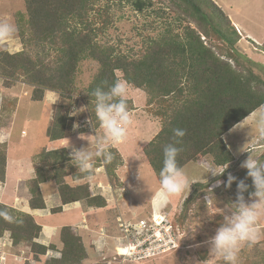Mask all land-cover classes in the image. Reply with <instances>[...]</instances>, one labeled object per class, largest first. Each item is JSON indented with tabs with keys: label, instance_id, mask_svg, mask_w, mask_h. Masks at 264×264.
<instances>
[{
	"label": "trees",
	"instance_id": "obj_1",
	"mask_svg": "<svg viewBox=\"0 0 264 264\" xmlns=\"http://www.w3.org/2000/svg\"><path fill=\"white\" fill-rule=\"evenodd\" d=\"M122 1L138 14L154 5L153 0H120L112 4L121 5ZM158 1L177 12L180 22H184L179 24L181 32L176 33L168 24L157 39L144 43L138 55H124L113 45L100 42L98 37L110 21V0H23L25 14L18 31L22 49L12 54L0 51V85L9 89L16 83L25 84L31 87L34 102L43 100L45 92L57 94L61 100L69 99L80 64L90 60L96 63L97 71L86 89V113L95 128L100 124L91 95L94 89L107 90L115 81L122 80L135 90H143L148 96L147 104L159 108L156 113L160 129L142 148L158 184L163 150L174 143L176 128L186 131L178 145L183 149L178 156L182 168L208 158L213 167L222 169L221 173L226 170L217 177L221 184L212 191H208L209 183L192 184L181 211L185 217L188 208L208 193L219 191V194L223 190L236 196L240 180L249 186V192L254 191L246 169H229L234 157L223 136L264 105V81L243 59L239 46L242 36L212 0ZM244 41L254 53L264 56V42L258 45L249 39ZM1 104L2 111L6 105L3 101ZM127 104L131 111L132 101L127 99ZM62 108V105L54 108L45 130L49 142L60 141L66 135L67 116L61 113ZM111 151L114 159L110 164L97 160L96 165L104 168L109 181L116 177L123 162L118 150ZM6 158V150L0 147V185L5 179ZM30 158L34 174L26 182L30 210L45 209L40 185L47 180H52L57 190L58 206L50 209L51 214L60 213L63 206L75 202H84L88 208L106 206L103 197L90 196L87 185L72 188L64 182L68 176L75 181L83 177L77 173L71 153L65 148H42ZM258 159L264 162V153ZM229 174L237 178L230 188ZM245 198L248 199V193ZM0 210H6L11 217L0 216V238L7 236L16 254L28 248L36 263H41L39 257L47 252L59 254L43 264H83L87 259L80 236L69 226L59 230L60 249L54 244L45 246L37 242L42 227L31 215L2 203Z\"/></svg>",
	"mask_w": 264,
	"mask_h": 264
},
{
	"label": "rangeland",
	"instance_id": "obj_2",
	"mask_svg": "<svg viewBox=\"0 0 264 264\" xmlns=\"http://www.w3.org/2000/svg\"><path fill=\"white\" fill-rule=\"evenodd\" d=\"M212 1L229 17L236 30L243 34V40L239 44L243 59L264 81V56L254 53L249 43L244 41L249 39L258 45L264 42V0ZM118 2L120 0H110L109 4ZM153 3L151 9L141 14L134 12L123 1L121 5H110V21L103 29V34L98 36L100 42L113 45L121 54L138 55L144 43L157 39L168 24L176 33L181 32L179 24L184 22H180L177 12L165 8L161 1L153 0ZM24 14L23 0H0V25L7 24L12 28L10 35L0 36V51L6 50L12 54L22 49L18 31L23 26ZM96 71V63L84 60L75 75L73 94L71 98L64 100L57 94L45 92L43 100L34 102L31 100V87L16 83L6 89L0 85V147L6 150L9 178L12 179L19 173V179L22 180L17 186L10 185L7 181L12 190L16 189V195L13 196L17 198V203L21 204L28 193L23 180L28 182L30 178V157L48 146L45 130L51 123L57 105H62L61 113L67 116L68 127L63 147H67L70 153L73 147L87 146L86 140L79 139L81 134L103 136L104 130L100 125L93 127L86 113V89ZM116 75L120 77L121 74L117 72ZM147 98L143 90L128 86L127 99L132 101L133 108L130 112L133 122L128 128L126 141L112 147L118 150L125 161L117 168L116 177L112 181H109L104 168L100 171L97 166L91 181L83 177L75 181L70 176L64 179L72 188L87 185L90 196L103 197L106 206L99 209L88 208L84 202H77L62 214L50 215L47 211L44 214L42 211H33L44 220L37 242L45 246L54 244L60 249L56 227L71 224L73 226L69 227L80 236L87 252V259L83 264H223V261L209 256L208 241L222 222L226 205L234 202L236 196L223 190L219 194V191L216 194L208 193L188 208L185 217L181 216L183 202L192 189L180 196L171 197L164 207H154L152 196L161 185L157 183L152 169L144 159L142 148L155 136L161 125L156 113L158 106H149ZM2 101L6 107L1 111ZM15 105L16 110L13 109ZM262 115L264 105L223 136L225 144L231 148L229 150L235 157L231 166H228L229 169L233 167L236 171L241 170L243 168L240 165L249 154L258 158L264 153V138L257 131V121ZM76 125L79 127H74ZM127 145L129 147L126 148ZM210 170L217 173L222 171L213 167L208 158L199 163H189L184 169L191 186L201 181L209 183L208 189L212 190L216 189L213 185L218 176H213ZM10 187L6 190L10 191ZM3 191L4 186L0 185L1 202L9 198ZM42 193L46 196L49 208L58 206V203L51 200V196L56 200L53 181L49 180L43 185ZM155 214L160 217L159 224L155 222ZM163 229L169 230L172 243L168 246L160 247L152 243L153 250L129 258L126 254H119V248H136L137 245H143L144 241L151 240L154 231H159L163 236ZM258 232L256 243L241 249L238 264H264V217L258 223ZM7 243L6 240L0 242V264H43L45 260L58 256L57 253L47 252L46 256L39 257L41 263H34L28 248L18 250L17 256H14L16 254Z\"/></svg>",
	"mask_w": 264,
	"mask_h": 264
},
{
	"label": "clouds",
	"instance_id": "obj_3",
	"mask_svg": "<svg viewBox=\"0 0 264 264\" xmlns=\"http://www.w3.org/2000/svg\"><path fill=\"white\" fill-rule=\"evenodd\" d=\"M12 32L10 25H0V36L7 37ZM95 98V117L104 130L103 136L80 135L79 139L88 142L86 147L72 148L71 162L86 180H93L96 161L104 165L114 159L111 151L115 145L122 144L127 139L128 128L132 124V114L128 108V84L117 80L107 90L97 87L91 94ZM74 127H79L78 125ZM257 131L264 138V115L257 121ZM176 138L174 143L168 144L163 150V167L159 173L160 189L152 196L157 209L164 207L173 196L191 190V181L184 169L178 164V156L183 151L179 147L186 135L184 129H173ZM94 139H90L93 138ZM241 168L247 170V176L252 180L254 191L249 192V186L244 180L237 182V178L228 175L227 187L237 182V195L234 202L226 205L223 220L216 229L208 244L209 256L223 261V264H238L239 253L245 246H251L259 238L258 223L264 217V162L249 154L241 163ZM226 171V170H225ZM210 170L213 176L223 175ZM221 184L217 180L213 187ZM212 191L211 189H208ZM248 193V199L245 198ZM207 201L209 197H206ZM0 216L11 219L6 210H0Z\"/></svg>",
	"mask_w": 264,
	"mask_h": 264
},
{
	"label": "crops",
	"instance_id": "obj_4",
	"mask_svg": "<svg viewBox=\"0 0 264 264\" xmlns=\"http://www.w3.org/2000/svg\"><path fill=\"white\" fill-rule=\"evenodd\" d=\"M229 18V17H228ZM233 25V24H232ZM234 26V25H233ZM235 27V26H234ZM236 28V27H235ZM238 31V30H237ZM239 32V31H238ZM240 33V32H239ZM240 35L242 36V40H243V34L242 33H240ZM159 131V130H158ZM156 135V134H155ZM64 141H65V137L62 139V140H60V141H56V142H49L48 141V146H46L47 148H45V146L43 147V148H45L46 150H54V149H58V148H65L67 151H68V149H67V147H63V145H64ZM127 147H129L128 145L126 146V148ZM231 149V148H230ZM69 152V151H68ZM70 153V152H69ZM120 156L122 157V155L120 154ZM234 159H235V157H234ZM124 160V159H123ZM122 160V161H123ZM123 162H125V161H123ZM29 163H30V167L31 168H33V166H32V164H31V162L29 161ZM199 163V162H198ZM195 164V163H194ZM187 165H189V164H187ZM187 165L183 168V169H185L186 167H187ZM97 167H100V168H97ZM96 168L97 169H102V166H97ZM30 168V178L32 179L33 178V169H31ZM7 170H9L8 169V157L6 158V166H5V179H4V183L3 184H1L2 186H4V191H3V193L6 195V194H8L9 195V198L8 199H5L4 201H0V203H2V204H6V205H8V206H10V207H13L14 209H16V210H18V211H22V212H25V213H28L29 215L31 214V216L34 218V220H35V222L37 223V224H39L41 227H42V229H43V225H44V220L43 219H41L40 217H38L39 215H35L34 213H33V211H36L37 213H40L39 211H42V213L44 214V212H50V209L51 208H49L48 206H47V202H46V196L42 193V196H43V200H44V202H45V209L44 210H30V208H29V206H28V199H29V194L27 193V195H26V198L25 199H23V202L21 203V204H19V203H17L16 202V200H17V198H15L14 196L16 195V189L15 190H12V188L10 187V186H8L7 185V181H8V184H10V185H18L19 183H22V180H20L19 178V173L17 174V176L15 177V176H13V178L11 179V178H9V176H8V174H7ZM101 171V170H100ZM99 171V172H100ZM117 173V172H116ZM30 178H29V180H30ZM28 180V181H29ZM47 181H49V180H47ZM46 181V182H47ZM52 181V180H51ZM45 182V183H46ZM23 183H24V186L25 187H27L26 186V182L23 180ZM45 183H43V184H41L40 185V189H41V191H42V188H43V185L45 184ZM54 183V182H53ZM200 183H201V181H200ZM202 184H204L203 182H202ZM55 185V184H54ZM7 187H10L11 188V190L10 191H7L6 190V188ZM26 192H28L27 191V189H26ZM56 193H57V190H56ZM14 195V196H13ZM28 196V197H27ZM56 199H57V197H56ZM51 200L52 201H54V202H56V200H55V197L54 196H51ZM17 203V204H16ZM56 203H58V202H56ZM77 204V202H75V203H72V204H68V205H65V206H63L62 207V209H61V212L59 213V214H62V213H64L66 210H68L69 211V206L70 205H76ZM53 207H56V206H53ZM155 207V206H154ZM34 214V215H33ZM48 214H50L51 215V213H48ZM81 215H83L82 213H80ZM49 215V216H50ZM81 218V217H80ZM68 226H73V225H68ZM63 227V226H62ZM59 227H56V230H57V236L59 235V229H58ZM4 240H6V241H8V245L10 244V247H11V242H10V240L8 239V237L7 236H5L4 238H0V242H2V241H4ZM11 249H12V247H11ZM59 249V248H58ZM14 254H16V252L14 251L13 252ZM58 254V253H57ZM14 256H17V254L16 255H14ZM57 257H59V254H58V256ZM34 263H36V262H34Z\"/></svg>",
	"mask_w": 264,
	"mask_h": 264
},
{
	"label": "built area",
	"instance_id": "obj_5",
	"mask_svg": "<svg viewBox=\"0 0 264 264\" xmlns=\"http://www.w3.org/2000/svg\"><path fill=\"white\" fill-rule=\"evenodd\" d=\"M164 235L162 236L161 233L159 231H154L152 233V236L150 237L151 240L148 241H144L143 245H137L136 248L135 246L133 247H127L125 249H127V253H126V257H131V256H136L141 254L144 251L147 250H153L152 247V243H156L158 244V246L160 247H166L168 246V244L172 243L171 239H170V234H169V230L168 229H163ZM150 234H148L149 236ZM154 240V241H153ZM152 241V242H150ZM137 249V250H135Z\"/></svg>",
	"mask_w": 264,
	"mask_h": 264
},
{
	"label": "bare ground",
	"instance_id": "obj_6",
	"mask_svg": "<svg viewBox=\"0 0 264 264\" xmlns=\"http://www.w3.org/2000/svg\"><path fill=\"white\" fill-rule=\"evenodd\" d=\"M154 218H156L157 220L155 221L157 224H159V222H158V219L160 218L157 214H155L154 215ZM119 254L121 255V254H123V255H125L126 253H127V249H124V248H119Z\"/></svg>",
	"mask_w": 264,
	"mask_h": 264
}]
</instances>
